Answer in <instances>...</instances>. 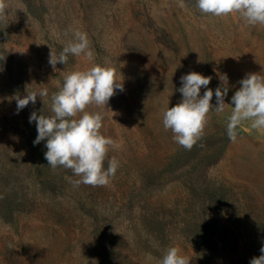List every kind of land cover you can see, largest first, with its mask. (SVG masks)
<instances>
[{
	"label": "rangeland",
	"instance_id": "374dc122",
	"mask_svg": "<svg viewBox=\"0 0 264 264\" xmlns=\"http://www.w3.org/2000/svg\"><path fill=\"white\" fill-rule=\"evenodd\" d=\"M0 18V264H157L175 246L189 264H249L264 244V134L244 122L227 135L231 97L248 73L264 76V25L237 13L212 17L195 0H4ZM93 60L69 55L75 31ZM93 63L115 70L124 90L106 107L101 133L120 145L104 162L119 167L107 186H75L53 170L45 141L34 145L33 111L51 115L65 73ZM210 76L213 90L202 137L190 149L162 123L182 99L180 77ZM227 75L225 110L215 89ZM47 88L17 113L16 96ZM206 89L201 88V95ZM70 178V179H69Z\"/></svg>",
	"mask_w": 264,
	"mask_h": 264
},
{
	"label": "clouds",
	"instance_id": "9594fccd",
	"mask_svg": "<svg viewBox=\"0 0 264 264\" xmlns=\"http://www.w3.org/2000/svg\"><path fill=\"white\" fill-rule=\"evenodd\" d=\"M180 6L184 3L181 0ZM200 13L212 17H225L237 13L249 26L264 25V0H195ZM6 5L0 0V18ZM84 54L89 61L93 53L89 48L87 34L75 31L73 37L63 47L59 55L52 50L49 64L53 70L57 63L66 64L69 55ZM178 91L182 99L175 106H165L162 110V123L166 131L170 130L173 140L190 150L202 137L207 123V114L213 108V90L208 87L210 76L191 71L180 77ZM240 87L231 97V112L227 119V135L232 142L237 139V129L248 122L251 129L264 134V76L248 73L239 81ZM206 89L201 95V88ZM124 90L123 81L116 79L115 70L105 64L93 63L85 70L65 73L58 91L51 94V115L37 114L33 111L29 122H35L37 136L34 145L45 141L44 153L47 164L55 170L57 167L71 170L79 179L71 181L75 186H107L114 178L119 167L116 158L104 162L110 147L119 149L120 145L112 138L101 133L103 116L100 112H90L88 106L106 107L116 90ZM227 75L220 76V85L215 89V111L221 114L225 110V97L228 95ZM49 95L47 88L27 91L21 98L16 96L17 113L29 102L35 104L37 97L43 101ZM44 102V101H43ZM70 179V178H69ZM189 259L180 254V250L171 246L164 250L157 264H189ZM249 264H264V244L260 255L250 259Z\"/></svg>",
	"mask_w": 264,
	"mask_h": 264
}]
</instances>
